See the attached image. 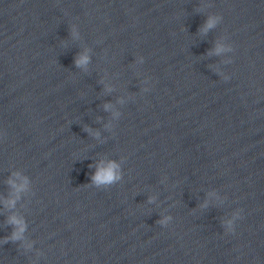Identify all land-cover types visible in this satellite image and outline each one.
<instances>
[{"label": "water", "instance_id": "water-1", "mask_svg": "<svg viewBox=\"0 0 264 264\" xmlns=\"http://www.w3.org/2000/svg\"><path fill=\"white\" fill-rule=\"evenodd\" d=\"M0 264H264V0H0Z\"/></svg>", "mask_w": 264, "mask_h": 264}, {"label": "clouds", "instance_id": "clouds-1", "mask_svg": "<svg viewBox=\"0 0 264 264\" xmlns=\"http://www.w3.org/2000/svg\"><path fill=\"white\" fill-rule=\"evenodd\" d=\"M213 25V21H209L208 23V27H212ZM88 57L87 56H82L79 60H77V66L83 65V64H87L88 63ZM119 169V165L116 164L115 162L110 163L106 168H100L96 174L93 177V181L97 184V185H111L116 183L118 180L121 179V175L120 172L118 171ZM13 183V187L16 188V192L19 193L21 190H23V188L25 187V185H15L14 182ZM6 204L8 206H15V200H9L6 202ZM9 223L15 226V231L13 232L12 236L8 239H11L13 241H17L22 239L23 237V233L26 230V224L23 221V219L21 218H17L16 216H12L9 219Z\"/></svg>", "mask_w": 264, "mask_h": 264}]
</instances>
